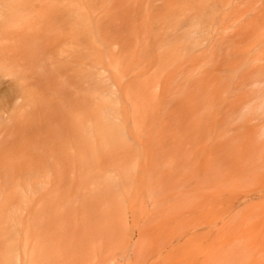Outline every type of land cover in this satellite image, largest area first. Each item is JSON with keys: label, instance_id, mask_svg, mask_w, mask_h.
Wrapping results in <instances>:
<instances>
[{"label": "rangeland", "instance_id": "1", "mask_svg": "<svg viewBox=\"0 0 264 264\" xmlns=\"http://www.w3.org/2000/svg\"><path fill=\"white\" fill-rule=\"evenodd\" d=\"M0 10L9 16L0 29V230L9 225L24 230L13 240L25 247L29 237L31 264L65 262L78 243L95 248L94 253L83 248L88 250L84 258L94 256L87 264L99 259L97 250L102 255L112 246L118 250L108 257L114 251L108 249L99 264H189L208 243L211 253L202 264H264V0H0ZM12 10H20L19 16ZM22 19H29V26ZM85 81L106 86L96 93L105 101L98 119L89 116L97 109L94 103L91 108L89 92L85 95ZM60 92L84 104L76 106L68 96L73 109ZM47 102L58 112L67 106L68 116L64 108L58 116L55 106L50 114ZM105 113L114 116L118 132L106 139ZM12 115L28 125L25 133L21 123L3 125ZM63 117L72 125L59 123L58 129ZM48 120L57 121L54 128ZM62 128L73 129L78 141L67 138L71 132L64 136ZM90 133L96 145L86 148L80 142L86 144ZM73 150L77 154L71 155ZM69 156L80 165L102 166L106 156L109 162L91 178ZM56 161L80 170L72 181L80 187L77 182L70 187L72 179H66L76 170L60 164L63 171H55L65 176L64 183L54 186L57 192L49 189L47 180L60 167ZM103 175L119 186L109 187L100 180ZM225 193L247 197L213 236L214 244L196 233L186 252L170 256L162 250V240L199 228L203 217H218L216 199ZM41 194H47L46 202ZM90 226L100 228L99 234ZM84 228L97 239L92 242L85 230L91 242L82 245L77 232L84 234ZM101 229L111 242L104 238L102 243ZM125 233H131L136 247L128 258L119 250ZM4 239L0 236L2 264L11 259Z\"/></svg>", "mask_w": 264, "mask_h": 264}, {"label": "bare ground", "instance_id": "2", "mask_svg": "<svg viewBox=\"0 0 264 264\" xmlns=\"http://www.w3.org/2000/svg\"><path fill=\"white\" fill-rule=\"evenodd\" d=\"M13 11V13H15L16 14V16L18 15L19 16V12H20V10H12ZM12 13V14H13ZM40 13V12H39ZM39 13H38V16H39ZM21 14H23V12L21 13ZM44 15V14H43ZM0 16H1V18H0V29H2V28H4V23H6V21L9 19V16L7 15V13L6 12H4L3 10H0ZM52 16H56V15H52ZM43 16H42V14H41V18H42ZM47 17V16H46ZM41 20V19H40ZM216 20V19H215ZM22 21H24L23 19H22ZM54 21V20H53ZM25 22V24H27V26H29V19H27L26 21H24ZM26 26V25H25ZM2 31V30H1ZM85 77H87V78H91V76L90 75H87V76H85ZM34 78H35V76H34ZM40 78V77H39ZM38 78V79H39ZM37 79V81H40V79L38 80ZM44 79V78H43ZM45 82V81H44ZM76 84V83H75ZM85 84H87V86L85 85ZM104 84V83H103ZM102 84V82L101 83H94V82H88V81H85V83H83L82 85H84L85 87H86V90H85V95H86V93L88 94V92H89V94H88V96L90 97H88V96H86V97H88V100L90 101V104H91V102H92V104H91V108H92V105H93V103L95 104V105H93V108L92 109H95L94 108V106L96 107V109H97V113L95 114H93V112H90V118H92V119H98L99 118V115L100 114H98V111H100V110H102L103 108H104V106H105V101H104V98L102 97V95L101 94H98V95H96V93H97V90H99L100 88H102V87H106V86H104ZM43 85V84H42ZM77 85V84H76ZM75 85V86H76ZM79 85V84H78ZM79 87H81L80 85L79 86H77V88L78 89H80ZM64 92V91H63ZM65 93H66V91H65ZM68 93V95L66 96V95H63V94H61V92H60V95H62L63 96V98H67L68 96H71L69 93L70 92H67ZM44 96V95H43ZM65 96V97H64ZM37 97V96H36ZM85 97V98H86ZM71 98H72V96H71ZM71 98H69L68 97V101H69V99L71 100ZM36 99V98H35ZM39 99H40V97H39ZM84 99V98H83ZM87 99V98H86ZM36 100H38V99H36ZM44 100V99H43ZM72 100H73V103L75 102L74 100V98H72ZM72 100L71 101H69V103H72ZM35 101V100H34ZM40 101H42V99L40 100ZM40 101L38 102V103H36L37 105L40 103ZM45 101H46V98H45V100H44V102H42L41 104H46L45 103ZM51 101V100H50ZM54 101V100H53ZM53 101H51V102H53ZM81 101H83L82 99H81ZM80 101V99L77 101L76 100V103L78 102H81ZM86 101V100H85ZM88 101V102H89ZM55 102H56V104L57 105H59L58 104V102L55 100ZM55 102H54V104H55ZM60 102V101H59ZM47 103H49V102H47ZM65 103V102H64ZM71 104V106L73 105V109H74V104ZM78 103H77V105H78ZM32 104H34V102L32 103ZM35 104V105H36ZM41 104H39V105H41ZM50 105H51V107H50V109L48 108L50 105H48V106H45V107H47V108H45L44 107V105H42V107L40 108V110H45V109H47V111H49V113L51 114V110L52 111H54V106L57 108V110H56V114H57V112H58V107L56 106V105H52L51 103H49ZM62 104H63V101H62ZM65 104H67V106H69L68 105V102L66 101V103ZM64 104V105H65ZM82 104H84V101H83V103ZM88 104V103H87ZM35 105H34V107H33V109H35L36 107H38V106H36L35 107ZM76 105V104H75ZM76 105V106H77ZM80 106H81V103L79 104ZM67 106H63V108H61V110L63 109L64 111H65V113H64V111H62L61 112V114L62 113H64V115L63 116H68V112H70V111H66V109L68 108ZM70 106V107H71ZM85 106H87V105H85ZM25 107V106H24ZM40 107V106H39ZM88 107H90L89 105H88ZM45 108V109H44ZM51 108H53V109H51ZM55 108V109H56ZM60 108H59V112L58 113H60ZM75 108H78V107H75ZM83 108H84V106H83ZM79 109V108H78ZM77 109V110H78ZM18 110V109H17ZM16 110V111H17ZM19 110H20V108H19ZM18 110V111H19ZM42 110V111H43ZM69 110V109H68ZM76 110V111H77ZM80 111L82 110V109H79ZM89 111H90V109H88ZM32 111V110H31ZM39 110H38V108H37V112H38ZM76 111H75V113H76ZM80 111H78V112H80ZM85 111V110H84ZM94 112H95V110H93ZM120 113H122V110L120 111V110H118ZM36 112V113H37ZM40 112V111H39ZM38 112V113H39ZM44 112H46V110L45 111H43V113H41V114H43L44 116H45V114H44ZM72 112V111H71ZM85 112H88V111H85ZM103 112V111H102ZM14 113V112H13ZM19 113V112H18ZM31 113V112H30ZM37 113V114H38ZM73 113H74V111H73ZM82 113H83V110H82ZM15 114H17V112L16 113H14V115ZM53 114V113H52ZM55 114V113H54ZM71 114V113H70ZM80 114H81V112H80ZM80 114H77V115H80ZM85 114H87V113H85ZM85 114L84 115H82V116H85ZM96 115L95 117L93 116V115ZM102 114V113H101ZM40 115V114H39ZM39 115H37V116H39ZM42 115V116H43ZM46 115H47V113H46ZM58 115V114H57ZM62 115L60 116V115H58V116H60V117H62ZM92 115V116H91ZM16 116H18V114L16 115ZM14 117L13 115L10 117V118H8V122H5L3 125L4 126H7V127H9V126H11V125H15V126H18V124L17 123H19V125H20V123H21V125L19 126V127H23L22 129V133H25V131H24V128H25V130L28 128L27 126V124L26 123H23L22 124V120H20L19 121V119H17L18 117ZM29 116H31V115H29ZM33 118H34V112H33ZM31 116V117H32ZM49 116V115H48ZM52 116V115H51ZM55 118L57 117V116H55V115H53ZM81 116V115H80ZM89 116H86L87 118H89ZM30 117V118H31ZM36 117V116H35ZM70 117V116H69ZM73 117V116H72ZM75 117H77V116H74L73 118L75 119V120H77ZM86 117H81L82 119L83 118H86ZM114 116H112L111 117V115L110 114H106L105 113V116H104V118H103V120H102V133H103V136H104V138L106 139L109 135H110V132H111V134L114 136V135H116V134H118V132H117V129H116V125H115V121H114V119H112ZM41 118H43V117H38V120H40ZM46 118H48V117H46ZM45 118V119H46ZM51 117L49 116V119H50ZM53 118V117H52ZM54 118V119H55ZM67 117H63V118H59V119H56V120H59L58 122L55 120V121H49L48 120V122H49V124H51L52 123V127L54 128V126H53V123L55 124L56 122H57V124H55V127L56 126H58L59 125V123L60 124H63L65 121H63V120H65ZM70 119V118H69ZM68 119V120H69ZM2 120H4V119H2ZM47 120V119H46ZM53 120V119H52ZM71 120V119H70ZM69 120V121H70ZM22 121V122H21ZM29 122V121H28ZM36 122V121H35ZM47 121H45L44 123H46ZM71 122H73V120L71 121ZM71 122H66V123H64V127H65V124L68 126V124H69V126L70 125H72V123ZM106 122V123H105ZM34 123V122H33ZM71 123V124H70ZM30 124V123H29ZM38 124H39V122H38ZM49 124H47L46 123V125H48V126H50ZM22 125H25V126H22ZM34 125H35V123H34ZM43 125H45V124H43ZM74 125V124H73ZM76 125V124H75ZM36 126H37V124H36ZM35 126V127H36ZM42 125H40L39 124V128L41 127ZM48 126H46V128L48 127ZM50 126V127H51ZM62 126V125H61ZM30 128H32V126H29ZM34 127V126H33ZM50 127H48V128H50ZM52 127H51V129H52ZM75 127H77V126H74V128ZM39 128H38V130H37V127H36V131H39ZM58 129H60L61 127H60V125L57 127ZM69 128H71V127H69ZM108 128L110 129V130H108ZM7 129V128H6ZM8 129H12V128H8ZM7 129V130H8ZM33 129V128H32ZM31 129V130H32ZM63 129V131H64V129H66V128H62ZM30 130V129H29ZM28 130V131H29ZM30 130V131H31ZM40 130H42V127H41V129ZM47 130H49V129H47ZM75 130H76V128H75ZM12 131V130H11ZM11 131H9V132H11ZM20 131V132H19ZM24 131V132H23ZM27 131V130H26ZM34 131V130H33ZM33 131L32 132H30V134L31 133H33ZM36 131H34V132H36ZM43 131V130H42ZM50 131V133L52 134L53 132H52V130H49ZM69 131V132H68ZM78 131V130H77ZM17 132H19V133H21V128H19L18 129V131ZM17 132H16V135H17ZM41 132V131H40ZM39 132V133H40ZM54 132H55V130H54ZM61 131L59 130L58 131V133H57V131H56V135H58L59 133H60ZM71 132V133H70ZM72 132L74 133L75 131L73 130V129H71V130H67L66 129V131L63 133L62 132V134L64 135V136H66V135H68V133H70V135H68L69 137H67L68 139L70 138V136L71 135H73L72 137H73V139L72 138H70L71 140H76V141H78V139H77V137L75 136V134H72ZM5 133V132H4ZM15 133V132H14ZM18 133V135H20ZM43 133H45V135L47 134H50V133H47V132H43ZM76 133V132H75ZM29 134V135H30ZM51 134L49 135V137L51 136ZM55 134V133H54ZM14 135V134H13ZM25 135V134H24ZM26 135H27V133H26ZM36 135H37V133H36ZM35 135V136H36ZM41 135V134H40ZM39 135V136H40ZM43 135V134H42ZM46 135V136H47ZM56 135L55 136H53V137H56ZM76 135H78L77 133H76ZM38 136V135H37ZM14 137H15V135H14ZM33 137V136H32ZM31 137V138H32ZM42 137V136H41ZM43 137H45L44 135H43ZM52 137V136H51ZM74 137H76V138H74ZM39 138V137H38ZM37 139V138H36ZM41 139V138H40ZM46 139L48 140V138L46 137ZM49 139H51V138H49ZM42 140H44V139H42ZM40 141V140H39ZM81 141V140H80ZM79 141V142H80ZM27 142V141H26ZM41 143V142H40ZM43 143V142H42ZM81 144H84V145H86V148H93L96 144H95V142H93V137H92V133H90L89 134V141L85 144V143H82V142H80ZM34 145V144H33ZM39 145V144H38ZM41 145V144H40ZM45 144H43V146L42 147H45L44 146ZM83 145V146H84ZM35 146V145H34ZM83 146H80L79 148H81V150H82V147ZM28 147H29V144H28ZM28 147H27V149H28ZM34 149H35V147H33ZM37 148V147H36ZM25 149V148H24ZM26 149V150H27ZM32 149V148H31ZM55 149V148H54ZM29 150V149H28ZM32 151V150H31ZM61 151V150H60ZM78 151V150H77ZM76 150L74 151H72L71 152V155H73V153H75V152H77ZM79 151H80V149H79ZM33 152V151H32ZM41 152V151H40ZM32 154V153H31ZM39 154V153H38ZM43 154V153H42ZM75 154H77V153H75ZM74 154V156L75 157H77L78 158V155H75ZM23 155V154H22ZM28 155H29V152H28ZM27 155V156H28ZM24 156V155H23ZM26 156V157H27ZM73 156V157H74ZM25 157V156H24ZM70 157V156H69ZM72 157V156H71ZM71 157H70V159H69V161L70 162H72V164L74 165V166H76V167H80L81 165H83V166H81L79 169L80 170H82V169H84V170H82L84 173H86V175L88 176V177H91V178H93L94 177V174H95V176L97 175L96 173L98 172L99 174H101V173H103V170L101 171V169H104V167L103 166H105L108 162H109V158L106 156V157H104L101 161L103 162V165L101 166V165H99V166H94V165H91V164H85L84 165V163H83V161L81 162V163H83V164H81L80 165V161H74V163H73V160H74V158H73V160H71ZM30 158V157H29ZM77 158H75V159H77ZM60 160V161H59ZM77 160H79V159H77ZM32 161V160H31ZM57 161H59V162H62V160L61 159H58ZM57 161H56V164H57ZM230 161V160H229ZM58 162V163H59ZM70 162H69V165H70ZM26 163V162H25ZM75 163H76V165H75ZM233 163V162H232ZM60 164L62 165V164H65L66 165V163L65 162H63V163H59V164H57V165H55V166H60ZM67 167H68V169H69V167H71V165L70 166H68V165H66ZM52 167V166H51ZM54 167V166H53ZM61 167V166H60ZM60 167L59 168H57V167H54L55 169H53V172L55 171V170H57V171H60V170H62V168H63V166L61 167V169H60ZM65 167V166H64ZM67 167H65V168H67ZM37 168V167H36ZM40 169V168H39ZM41 169H43V168H41ZM59 169V170H58ZM71 170H76V172H75V175H72V176H70V177H72V178H70V177H66V179L68 180V178H69V181H70V179H72L71 180V184L68 182V185L70 184V187H71V185L73 184V186H76L77 187V185L76 184H78V182H77V179H76V181H75V183H72V181H74L73 179H74V176H76V174H78L77 176L79 177V171H78V168H73L72 169V167L70 168ZM36 170V169H35ZM38 170V169H37ZM74 170L72 171L73 173H74ZM28 171L29 170H27V173H28ZM57 171H55L54 172V174H50L51 176H50V178H51V180H50V178H49V180H47L48 182L50 181L51 183H50V185L52 186H50L49 187V189L51 190V188H53L54 186L56 187V186H58V187H62L60 184H62V183H64L63 182V180H64V177H63V175H60V172L59 173H56ZM63 171V170H62ZM77 171H78V173H77ZM99 171H101V172H99ZM34 172V171H33ZM95 172V173H94ZM57 174L59 175V176H57ZM90 174H91V176H90ZM52 175H53V177H54V181H52L53 180V177H52ZM93 175V176H92ZM66 176H69V175H66ZM106 176V178L104 177V175L100 178V180H102V182L104 181V183L105 184H108V186L109 187H118L119 186V182L117 181V180H115L114 178H112V177H110L109 178V176L108 175H105ZM48 177H49V175H48ZM58 177V178H57ZM61 177H63V179L61 178ZM75 178H77V177H75ZM48 179V178H47ZM61 180V181H60ZM67 180H65V183L67 182ZM47 182V183H48ZM54 183V185H53V183ZM58 184H56V183ZM62 182V183H61ZM80 182V181H79ZM60 183V184H59ZM79 184H81V183H79ZM79 184H78V186H79ZM60 185V186H59ZM63 185V184H62ZM66 185H67V183H66ZM47 186H48V184H47ZM54 187V188H55ZM64 187V186H63ZM66 187H68V186H66ZM70 187H69V189H70ZM75 187V188H76ZM80 187V186H79ZM78 187V188H79ZM59 188V189H60ZM65 188V187H64ZM73 188V187H72ZM71 188V189H72ZM78 188H76V190H78V193H79V190H80V188L78 189ZM48 189V190H49ZM58 189V188H57ZM56 188H55V191L57 190ZM59 189H58V191H59ZM49 190V191H50ZM52 191H53V189H52ZM57 192V191H56ZM91 192V191H90ZM45 193H48V192H45ZM53 193V192H52ZM49 194V193H48ZM80 194V193H79ZM47 194H45V195H43V194H41V197H40V201H42L44 198H46V197H44V196H46ZM40 196V195H39ZM247 197V195H242V194H221L219 197H217V202L216 203H218L219 204V206H220V208L218 209V217H216V218H202V221H204L205 223H202V224H200V227L199 228H197V227H195V228H191V229H189V230H183V231H181V232H179V233H176L175 235H172L171 237H169V239L167 238V239H165V240H162L161 242H162V245H163V251L165 250V248H167L168 249V254L170 255V252H172V254L174 253V254H182V253H184V252H186V250H185V245H186V243L189 241V239L190 238H192L196 233L197 234H199V235H202L203 236V238H204V240H206L207 239V241L208 240H210L211 241V244H214V242H213V239L212 238H214L213 236H216L217 234H219V232H222L224 229H225V227H226V225H227V223H228V218L229 217H232V216H234V214L236 213V210L245 202V198ZM42 198V199H41ZM49 198V197H48ZM39 199V198H38ZM250 199H251V197H250ZM39 201V200H38ZM44 201H45V199H44ZM47 201H48V199H47ZM46 202V201H45ZM49 202V201H48ZM247 202V201H246ZM42 203V202H41ZM91 205H90V204ZM93 203H91V202H88L87 201V203H86V205H88L89 207L90 206H93L92 205ZM95 207V206H94ZM93 207V208H94ZM97 207V206H96ZM96 211V210H95ZM37 212H38V209H37ZM95 214V213H94ZM93 214V215H94ZM24 215H21L20 217H19V219H22V217H23ZM91 216V215H90ZM89 216V219H92L91 217ZM260 219H261V216H258ZM262 217H264V215L262 216ZM24 218V217H23ZM263 219V218H262ZM259 220V219H258ZM264 220V219H263ZM19 221V220H18ZM17 221V223H19ZM260 221V220H259ZM37 222V221H36ZM10 224V223H9ZM20 224V223H19ZM18 224V225H19ZM93 224L96 226V224L95 223H92V226H93ZM168 224V223H167ZM261 224H263V223H261ZM13 225V224H12ZM16 226V225H15ZM20 226V225H19ZM92 226H90L91 227V229H92ZM27 228H28V226H27ZM78 228V227H77ZM104 228V227H103ZM258 228H260V227H258ZM264 228V227H263ZM75 229V228H74ZM78 229H80V228H78ZM91 229H83L84 231L86 230H89V231H91ZM100 229V228H99ZM99 229L98 230H96L95 231V229L93 228L92 230L96 233V232H98V234H99ZM109 229V228H108ZM107 228H106V230H108ZM262 229V228H261ZM82 229H80L79 231H81ZM102 230H103V233H104V235H102L101 233H100V235L102 236V243H103V241H104V238H105V242L106 243H108V242H111V241H108V240H106V238H108V236L107 237H105V231H104V229H101L100 230V232H102ZM22 231H24V230H22V228H20V227H14V226H10L9 225V227H7V228H4V229H2V230H0V236H1V238H5V239H7V242H8V246H7V248H8V250L10 251V253H11V259L8 261V262H6L7 260H5V261H2L3 262V264H16L17 263V260H19L18 262L20 263V264H31V259H32V254L28 251V248L26 249V245L28 244V242H29V237L28 236H25L24 238V242L26 243L25 244V247L23 246V247H20V243L18 242V241H16V240H13L14 239V236H19L20 234H22ZM76 231V230H75ZM78 231V230H77ZM78 231V232H79ZM86 231H85V236H84V238H83V236L82 235H80L79 236V234L81 233V232H77V235H78V238L77 239H81L80 240V242L82 243V245H84V241H85V244H87L90 240H88V237L90 238L91 236H89L88 234H89V232H87V235H86ZM200 231H202V232H200ZM83 232V231H82ZM93 232V233H94ZM109 232V231H108ZM117 231H115L114 233L115 234H117L118 235V238L120 237L119 236V234L118 233H116ZM140 233H141V231H139ZM139 232L137 233L138 234V236L140 237L141 235L139 234ZM74 234L76 233V232H73ZM92 233V231H91V235H92V237H91V241L93 240V238L94 239H97V238H95V236H93V235H95V233L93 234ZM111 233H112V231H111ZM113 233V234H114ZM81 234H83V233H81ZM83 234V235H84ZM108 234V233H107ZM110 234V233H109ZM113 234H112V236H113ZM97 235V234H96ZM99 235V237H100V239H101V236ZM86 236H88L87 237V239L85 240V237ZM111 236V235H110ZM114 236H116V235H114ZM97 237V236H96ZM117 237V236H116ZM121 238V237H120ZM124 238V239H123ZM123 238H122V241H120V243H123V246H122V248L121 249H119V250H122L121 252H123V250H124V252L126 253H122V255H124V256H126V255H128L127 253H129V250H135V248L136 247H134L135 246V242L132 240V236H131V233H129V234H127V233H125L124 235H123ZM133 238H134V235H133ZM4 239V240H5ZM84 239V240H83ZM113 239H114V237H113ZM113 239H111L110 238V240H113ZM117 239V238H116ZM115 240V239H114ZM118 240V239H117ZM116 240V241H117ZM88 241V242H87ZM90 241V242H91ZM6 242V243H7ZM87 242V243H86ZM93 242V241H92ZM98 242H100L99 240H98ZM98 242H96L95 241V243H93V245L94 244H96V243H98ZM64 243V242H63ZM112 243H113V241H112ZM111 243V244H112ZM117 243V242H116ZM110 244V243H109ZM210 243H208V247H207V249L204 251V253H203V255H201L200 257H198L197 259H193V260H191L190 262H189V264H202L201 262L203 261V262H207V260H208V258H209V256H210V245H209ZM254 244H255V242H254ZM81 244L80 243H78V244H75L74 246H72V247H74V250H75V252H74V250L72 251V255H73V257H71L72 255H69L68 256V258L66 259V261L65 262H62L63 264H67V263H73V264H78L77 262H79V261H82L83 262V259L85 260V262L86 263H82L81 262V264H87V258L88 259H92L94 256H92L91 255V253L93 252H95L94 250H95V248H94V250H93V248H92V250H91V248L89 249L88 248V245H84L83 247H81L80 246ZM91 245V243L89 244V247H91L90 246ZM92 245V246H93ZM96 245H98V244H96ZM108 245V244H107ZM114 245V244H113ZM116 245V244H115ZM114 245V246H115ZM119 245V244H118ZM117 245V246H118ZM121 245V244H120ZM119 245V246H120ZM76 246H78V248L76 247ZM86 246V247H85ZM103 246V249H104V245H102ZM79 247H81L82 249L81 250H79ZM105 247H106V244H105ZM77 248V249H76ZM83 248H88V250H89V252L90 251H92L91 253H89L88 252V254H90L92 257H83V255L85 256L86 255V252H85V250H87V249H83ZM115 248H118V247H115ZM134 248V249H133ZM101 249H102V247H101ZM102 249V251L104 252L105 250H103ZM108 249H113L114 251L112 252L111 251V253H108V257H109V255H111L112 253H114L116 250H118V249H114L113 248V246H112V248L110 247V248H108L107 247V250L104 252L105 254H107V251H108ZM79 250V251H78ZM87 250V251H88ZM97 250V249H96ZM211 250H212V248H211ZM77 251H78V253H77ZM100 251V250H99ZM101 251V252H102ZM163 251H161L160 250V252H163ZM85 252V253H84ZM159 252V253H160ZM165 252V254H167ZM30 255H29V254ZM75 253V254H74ZM92 253V254H93ZM104 253H102V255L104 254ZM131 253V252H130ZM80 254V255H79ZM82 254V255H81ZM87 254V255H88ZM96 255H97V258H98V256H100L99 257V259H95L96 261H95V263L94 264H96L97 262V264H99V260L101 259V254H99V252H98V250H97V252L95 253ZM99 254V255H98ZM152 254V253H151ZM121 255V254H120ZM168 255V257H170ZM80 256H81V258H80ZM107 256V255H106ZM124 256H122V257H119V259L121 258V259H125L126 257L128 258L129 257V255L128 256H126V257H124ZM152 256V255H151ZM103 257H105L104 255H103ZM102 257V258H103ZM108 257H105V258H108ZM71 258V261H69V259ZM78 258V259H77ZM83 258V259H82ZM105 258H103V259H105ZM116 258V257H115ZM118 258V257H117ZM167 257H164L163 258V260L164 259H166ZM16 259V260H15ZM79 260V261H77V260ZM90 259V261H94V260H91ZM102 259V260H103ZM56 260L57 259H54V263L55 264H57V262H56ZM59 260V259H58ZM57 260V261H58ZM69 262H68V261ZM101 260V261H102ZM107 260V259H106ZM106 260L104 261V263L106 262ZM114 260V262L116 261L115 259H113ZM166 260H168V259H166ZM60 261V260H59ZM75 261V262H74ZM117 261H119V260H117ZM67 262V263H66ZM92 262H90V264H92ZM154 262H156V261H154ZM154 262H152L151 264H153ZM160 262V261H159ZM167 262V261H166ZM165 261L163 262V263H166ZM61 263V261H60V264H62ZM101 263V262H100ZM158 263V262H157ZM163 263H161V264H163ZM0 264H2V263H0ZM53 264V263H52ZM102 264V263H101ZM156 264V263H155ZM160 264V263H159Z\"/></svg>", "mask_w": 264, "mask_h": 264}]
</instances>
